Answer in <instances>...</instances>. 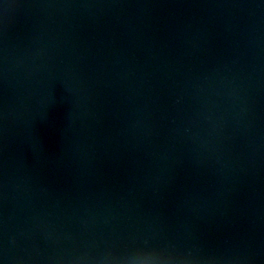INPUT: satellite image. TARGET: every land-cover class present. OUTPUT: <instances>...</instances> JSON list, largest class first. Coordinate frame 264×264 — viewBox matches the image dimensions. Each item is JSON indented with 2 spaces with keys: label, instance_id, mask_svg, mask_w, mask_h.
Wrapping results in <instances>:
<instances>
[{
  "label": "water",
  "instance_id": "95a60500",
  "mask_svg": "<svg viewBox=\"0 0 264 264\" xmlns=\"http://www.w3.org/2000/svg\"><path fill=\"white\" fill-rule=\"evenodd\" d=\"M0 264H264V0H0Z\"/></svg>",
  "mask_w": 264,
  "mask_h": 264
}]
</instances>
